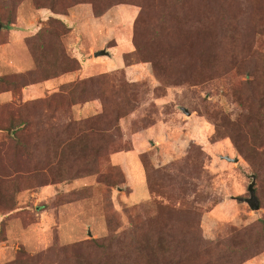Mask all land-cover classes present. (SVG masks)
I'll return each mask as SVG.
<instances>
[{"label":"rangeland","instance_id":"1","mask_svg":"<svg viewBox=\"0 0 264 264\" xmlns=\"http://www.w3.org/2000/svg\"><path fill=\"white\" fill-rule=\"evenodd\" d=\"M0 264H264V0H0Z\"/></svg>","mask_w":264,"mask_h":264},{"label":"trees","instance_id":"2","mask_svg":"<svg viewBox=\"0 0 264 264\" xmlns=\"http://www.w3.org/2000/svg\"><path fill=\"white\" fill-rule=\"evenodd\" d=\"M51 76H54V74ZM95 81L97 80L88 79V82L91 84L94 83ZM75 84H77L75 85V89H77L76 94H81V95L84 94L85 87L82 84H78V83H75ZM101 119L102 118H97L96 116H91V117H87L84 120H80V121L71 122V120H69V122H67V126L74 125L75 129L73 128L74 130H71L70 131L71 134L69 133L68 136L70 135L69 137H79L80 134L87 135L88 133L89 135H94L95 134L94 132H97L96 126H99V125H102V128H100L101 129L100 132L105 131V130L108 131L113 127V124L110 123L109 119L108 120L106 119V116H104L103 120ZM80 127H84L85 129H83L81 132L79 131Z\"/></svg>","mask_w":264,"mask_h":264},{"label":"water","instance_id":"3","mask_svg":"<svg viewBox=\"0 0 264 264\" xmlns=\"http://www.w3.org/2000/svg\"><path fill=\"white\" fill-rule=\"evenodd\" d=\"M109 55V53L105 49H100L93 52V56L96 55ZM224 159L230 160L229 157L223 156ZM235 159H233L234 161ZM253 181H254V175L250 174V181L247 184L246 190L248 192V196L243 198L242 200L248 205L250 209H256L257 208V199L253 193ZM89 233V232H88Z\"/></svg>","mask_w":264,"mask_h":264}]
</instances>
